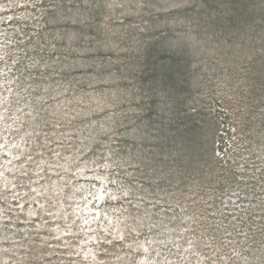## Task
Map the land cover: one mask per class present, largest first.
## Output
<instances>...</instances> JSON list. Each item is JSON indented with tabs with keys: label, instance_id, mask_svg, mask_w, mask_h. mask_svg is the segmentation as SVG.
<instances>
[{
	"label": "rangeland",
	"instance_id": "rangeland-1",
	"mask_svg": "<svg viewBox=\"0 0 264 264\" xmlns=\"http://www.w3.org/2000/svg\"><path fill=\"white\" fill-rule=\"evenodd\" d=\"M0 264H264V0H0Z\"/></svg>",
	"mask_w": 264,
	"mask_h": 264
}]
</instances>
